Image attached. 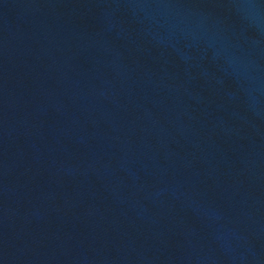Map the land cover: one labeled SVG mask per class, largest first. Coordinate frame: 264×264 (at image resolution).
<instances>
[{
    "label": "water",
    "instance_id": "water-1",
    "mask_svg": "<svg viewBox=\"0 0 264 264\" xmlns=\"http://www.w3.org/2000/svg\"><path fill=\"white\" fill-rule=\"evenodd\" d=\"M0 264H264V0H0Z\"/></svg>",
    "mask_w": 264,
    "mask_h": 264
}]
</instances>
